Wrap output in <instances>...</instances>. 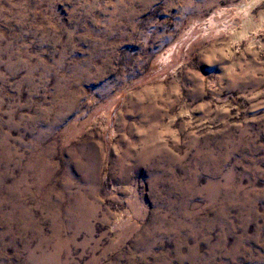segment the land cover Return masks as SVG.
Returning <instances> with one entry per match:
<instances>
[{
    "label": "rangeland",
    "instance_id": "1",
    "mask_svg": "<svg viewBox=\"0 0 264 264\" xmlns=\"http://www.w3.org/2000/svg\"><path fill=\"white\" fill-rule=\"evenodd\" d=\"M0 264H264V0H0Z\"/></svg>",
    "mask_w": 264,
    "mask_h": 264
}]
</instances>
